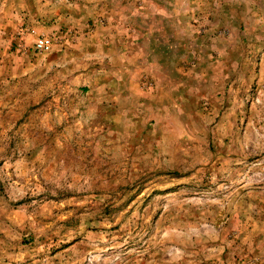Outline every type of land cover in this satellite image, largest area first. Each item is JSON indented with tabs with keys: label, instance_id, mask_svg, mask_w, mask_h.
<instances>
[{
	"label": "rangeland",
	"instance_id": "rangeland-1",
	"mask_svg": "<svg viewBox=\"0 0 264 264\" xmlns=\"http://www.w3.org/2000/svg\"><path fill=\"white\" fill-rule=\"evenodd\" d=\"M0 264H264V0H0Z\"/></svg>",
	"mask_w": 264,
	"mask_h": 264
},
{
	"label": "built area",
	"instance_id": "built-area-1",
	"mask_svg": "<svg viewBox=\"0 0 264 264\" xmlns=\"http://www.w3.org/2000/svg\"><path fill=\"white\" fill-rule=\"evenodd\" d=\"M36 44H37V47L39 49H48L50 47V44H51V39L49 37H46V38H39L37 41H36Z\"/></svg>",
	"mask_w": 264,
	"mask_h": 264
}]
</instances>
